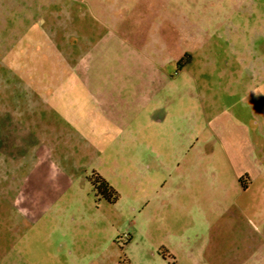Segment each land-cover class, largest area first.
<instances>
[{
  "label": "rangeland",
  "instance_id": "1",
  "mask_svg": "<svg viewBox=\"0 0 264 264\" xmlns=\"http://www.w3.org/2000/svg\"><path fill=\"white\" fill-rule=\"evenodd\" d=\"M18 257L264 264V0L0 1V264Z\"/></svg>",
  "mask_w": 264,
  "mask_h": 264
},
{
  "label": "crops",
  "instance_id": "2",
  "mask_svg": "<svg viewBox=\"0 0 264 264\" xmlns=\"http://www.w3.org/2000/svg\"><path fill=\"white\" fill-rule=\"evenodd\" d=\"M100 113H103L102 110L100 111ZM165 118H166V112L163 109H157L151 115V119L156 121V122H162ZM182 238L183 239L179 240L180 247H178V249L177 248L175 249V247H174V249L172 248V250H171L172 253H168L167 257L166 256H161V254L159 252H158L157 256L158 257H162L163 261H165L168 258H170V259H173L172 262H174L176 260V258L181 257V256L184 257L187 254L191 253L192 247L190 246V244L188 246H186V244H185V242H186L185 236H182ZM12 263L13 264H26V262L23 261L22 259H20L19 257H18V259L12 261Z\"/></svg>",
  "mask_w": 264,
  "mask_h": 264
},
{
  "label": "trees",
  "instance_id": "3",
  "mask_svg": "<svg viewBox=\"0 0 264 264\" xmlns=\"http://www.w3.org/2000/svg\"><path fill=\"white\" fill-rule=\"evenodd\" d=\"M96 190L110 203L118 201L117 191L109 185V183L100 175H94V179H90Z\"/></svg>",
  "mask_w": 264,
  "mask_h": 264
}]
</instances>
